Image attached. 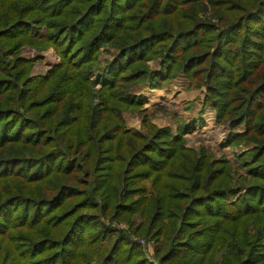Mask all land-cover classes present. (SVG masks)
Instances as JSON below:
<instances>
[{
	"label": "trees",
	"instance_id": "16d2710c",
	"mask_svg": "<svg viewBox=\"0 0 264 264\" xmlns=\"http://www.w3.org/2000/svg\"><path fill=\"white\" fill-rule=\"evenodd\" d=\"M25 44L60 63L29 77ZM181 71L247 175L186 147L191 124L126 127L132 87ZM105 219L159 264H264V0H0V264H153Z\"/></svg>",
	"mask_w": 264,
	"mask_h": 264
},
{
	"label": "rangeland",
	"instance_id": "374dc122",
	"mask_svg": "<svg viewBox=\"0 0 264 264\" xmlns=\"http://www.w3.org/2000/svg\"><path fill=\"white\" fill-rule=\"evenodd\" d=\"M208 13L209 8L204 15L201 14L200 16L203 18L204 16H208ZM45 30L46 26L41 27L40 34L43 35ZM102 51L103 53L99 57V65L101 68H104L106 60L113 58V55L110 53L114 49H109L108 51L102 49ZM18 56L25 59L37 58L30 68L29 77L43 76L49 69L60 63V58L53 48L38 50L29 44H25L21 46ZM148 64L154 69L158 67L155 60L148 61ZM97 77L98 71L95 70L90 77L95 80L93 87V91L95 92L100 88V83L96 81ZM148 83L147 81L132 87V92L141 95L146 103L140 112L131 110H123L121 112V117L127 128H134L145 132L142 115L148 117L150 124L158 128L168 127L173 133H176L178 127H187L191 124L193 126L192 130L190 132L185 131L183 134L186 140V147L192 149L204 147L211 153L214 159L225 158L236 169L238 174L247 175L246 169L239 160L240 154L247 148L244 147L243 142L236 146L223 145L224 138L230 131L229 122H217L215 109L211 103L205 102V85L192 86L183 71L179 72L172 81L163 84L161 87L150 88ZM243 129L244 126L241 125L238 131H242ZM106 223H110L115 230H123L131 241L139 244L144 257L149 262L159 264L156 257L155 240L134 234L127 222L117 223L116 221L107 219Z\"/></svg>",
	"mask_w": 264,
	"mask_h": 264
},
{
	"label": "crops",
	"instance_id": "0c3cea01",
	"mask_svg": "<svg viewBox=\"0 0 264 264\" xmlns=\"http://www.w3.org/2000/svg\"><path fill=\"white\" fill-rule=\"evenodd\" d=\"M184 84V83H183Z\"/></svg>",
	"mask_w": 264,
	"mask_h": 264
}]
</instances>
